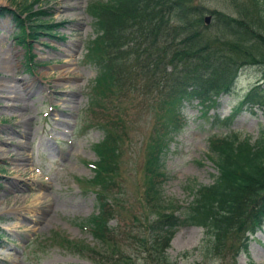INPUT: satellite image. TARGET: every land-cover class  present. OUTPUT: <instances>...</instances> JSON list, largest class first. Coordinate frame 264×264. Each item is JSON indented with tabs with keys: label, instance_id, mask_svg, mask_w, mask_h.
I'll list each match as a JSON object with an SVG mask.
<instances>
[{
	"label": "rangeland",
	"instance_id": "rangeland-1",
	"mask_svg": "<svg viewBox=\"0 0 264 264\" xmlns=\"http://www.w3.org/2000/svg\"><path fill=\"white\" fill-rule=\"evenodd\" d=\"M33 1L0 0V8L16 13L23 3ZM104 1L39 0L34 8L56 24L51 29L59 35L30 41L35 58L29 70L26 48L14 40L11 16L0 17V264H93L101 257L117 259L113 254L120 251L131 255L133 264H145L136 258L146 255L140 240L151 218L143 205L144 165L150 132L162 125L145 109L146 97L129 95L134 104L128 106V115L122 101L121 109L112 101L108 121L125 114L114 196L107 198L114 202L109 229L115 241L91 252L84 248L95 245L86 229V220L96 212L94 191L87 183L92 182V165L98 158L94 146L104 138L101 128L108 123L96 121L99 115L91 108L96 70L87 63L86 48L95 32L87 7ZM202 3L225 16H237L229 0ZM212 20L213 16L208 25ZM263 55L258 50L255 56ZM259 66L242 70L230 95L218 99L215 107H200L196 101L184 105L182 128L167 137L161 159L167 175L161 186L163 200L185 204L192 200L195 185L213 182L217 172L208 158L212 135L233 132L253 142L264 131V104H244L228 129L212 124L215 118L230 116L250 87L262 82L264 68ZM131 75L141 92L143 85L155 87L138 71L130 70ZM202 237L201 227L177 229L166 250L170 262L229 264L235 249L210 254L208 247H199ZM247 247L236 263L264 264V222Z\"/></svg>",
	"mask_w": 264,
	"mask_h": 264
},
{
	"label": "trees",
	"instance_id": "trees-1",
	"mask_svg": "<svg viewBox=\"0 0 264 264\" xmlns=\"http://www.w3.org/2000/svg\"><path fill=\"white\" fill-rule=\"evenodd\" d=\"M37 2L23 3L16 13L0 8V17L9 14L15 24L13 37L26 48L24 59L28 69L34 58L30 41L50 36L53 26L44 21L43 12L36 11ZM202 2L105 0L88 6L97 33L86 55L97 70L91 88V101L96 105L91 108L99 115L96 121H108L113 99L118 101L115 107L119 109L122 101V110L128 115V106L134 102L127 98L134 94L141 99L146 97L145 109L155 122H162L150 132L144 165L143 205L151 218L143 226L140 240L146 255L136 258L145 264H173L165 251L175 230L183 226L203 229L200 247H208L210 254H227L234 248L229 264H237L239 253L247 251L249 236L264 221V131L253 143L235 133L211 137L209 159L217 171L214 182L194 186L193 198L184 206L161 198V186L167 178L160 158L166 136L182 124L184 103L213 105L217 98L230 93L243 69L255 64L264 68V55L255 56L258 50L264 52V0H229L236 17L209 10ZM206 13L214 17L207 27L203 21ZM130 70L141 73L147 82L154 81L155 87L149 90L143 85L145 91L141 92L139 83L131 81ZM262 83L242 96L241 106L264 104ZM123 115L101 128L104 138L94 146L98 158L93 164L92 182L87 183L94 191L96 212L86 220V229L100 248L115 241L113 230L109 229L114 202L107 198L114 196ZM231 119L215 118V122L227 128ZM116 247L117 244L111 249ZM85 248L87 252L94 251L93 247ZM113 255L117 259L104 261L101 257L92 262L134 263L125 252Z\"/></svg>",
	"mask_w": 264,
	"mask_h": 264
},
{
	"label": "water",
	"instance_id": "water-1",
	"mask_svg": "<svg viewBox=\"0 0 264 264\" xmlns=\"http://www.w3.org/2000/svg\"><path fill=\"white\" fill-rule=\"evenodd\" d=\"M205 21H206V23H209L210 17H206Z\"/></svg>",
	"mask_w": 264,
	"mask_h": 264
}]
</instances>
